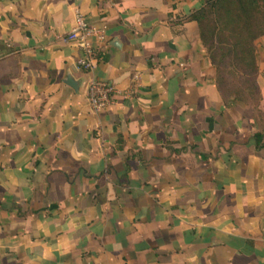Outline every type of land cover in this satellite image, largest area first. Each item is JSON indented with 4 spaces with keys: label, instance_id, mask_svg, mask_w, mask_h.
<instances>
[{
    "label": "crops",
    "instance_id": "1",
    "mask_svg": "<svg viewBox=\"0 0 264 264\" xmlns=\"http://www.w3.org/2000/svg\"><path fill=\"white\" fill-rule=\"evenodd\" d=\"M200 6L0 0V264H264L262 129L221 100ZM77 13L104 29L89 71ZM257 66L264 113V39Z\"/></svg>",
    "mask_w": 264,
    "mask_h": 264
},
{
    "label": "trees",
    "instance_id": "2",
    "mask_svg": "<svg viewBox=\"0 0 264 264\" xmlns=\"http://www.w3.org/2000/svg\"><path fill=\"white\" fill-rule=\"evenodd\" d=\"M189 19L215 72L214 84L227 107L254 112L262 131L250 140L256 151L264 148V113L259 109L257 41L264 37V0H201ZM0 48V57L3 56ZM264 77V75H263Z\"/></svg>",
    "mask_w": 264,
    "mask_h": 264
},
{
    "label": "built area",
    "instance_id": "3",
    "mask_svg": "<svg viewBox=\"0 0 264 264\" xmlns=\"http://www.w3.org/2000/svg\"><path fill=\"white\" fill-rule=\"evenodd\" d=\"M104 38V29L89 24L84 16L77 13L75 25L66 35V41L75 45L81 56L77 67L83 71L92 69L94 62V46ZM113 93L112 87L106 82L90 81L87 87V98L92 108L100 110L105 108Z\"/></svg>",
    "mask_w": 264,
    "mask_h": 264
},
{
    "label": "water",
    "instance_id": "4",
    "mask_svg": "<svg viewBox=\"0 0 264 264\" xmlns=\"http://www.w3.org/2000/svg\"><path fill=\"white\" fill-rule=\"evenodd\" d=\"M66 84L69 86V87H76V83L70 78L68 77L66 79Z\"/></svg>",
    "mask_w": 264,
    "mask_h": 264
},
{
    "label": "rangeland",
    "instance_id": "5",
    "mask_svg": "<svg viewBox=\"0 0 264 264\" xmlns=\"http://www.w3.org/2000/svg\"><path fill=\"white\" fill-rule=\"evenodd\" d=\"M262 39H264V37L260 38L259 40H262Z\"/></svg>",
    "mask_w": 264,
    "mask_h": 264
}]
</instances>
